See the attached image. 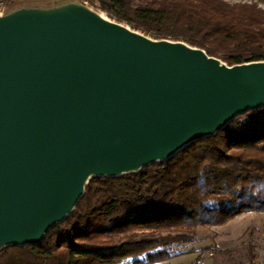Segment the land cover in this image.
<instances>
[{"label": "water", "instance_id": "water-1", "mask_svg": "<svg viewBox=\"0 0 264 264\" xmlns=\"http://www.w3.org/2000/svg\"><path fill=\"white\" fill-rule=\"evenodd\" d=\"M264 107V62L228 66L88 8L0 15V251L39 245L93 177L175 156Z\"/></svg>", "mask_w": 264, "mask_h": 264}, {"label": "trees", "instance_id": "trees-1", "mask_svg": "<svg viewBox=\"0 0 264 264\" xmlns=\"http://www.w3.org/2000/svg\"><path fill=\"white\" fill-rule=\"evenodd\" d=\"M97 1L154 40L186 43L228 66L264 62V0ZM248 213H264V107L166 161L91 178L41 244L4 248L0 264H158L181 256L169 247L191 243L199 228Z\"/></svg>", "mask_w": 264, "mask_h": 264}, {"label": "rangeland", "instance_id": "rangeland-1", "mask_svg": "<svg viewBox=\"0 0 264 264\" xmlns=\"http://www.w3.org/2000/svg\"><path fill=\"white\" fill-rule=\"evenodd\" d=\"M0 1L4 2L6 13L22 8L52 12L71 5H81L106 21L132 29L103 11L97 0H17L8 4L4 0ZM239 1L242 0L234 2ZM258 5L264 9V1H258ZM169 249L183 254L158 264H197L200 258L204 264H264V213H248L220 227L199 228L191 243L173 244ZM131 262L128 260L122 264Z\"/></svg>", "mask_w": 264, "mask_h": 264}, {"label": "built area", "instance_id": "built-area-1", "mask_svg": "<svg viewBox=\"0 0 264 264\" xmlns=\"http://www.w3.org/2000/svg\"><path fill=\"white\" fill-rule=\"evenodd\" d=\"M5 13V7H4V2L0 1V15Z\"/></svg>", "mask_w": 264, "mask_h": 264}]
</instances>
